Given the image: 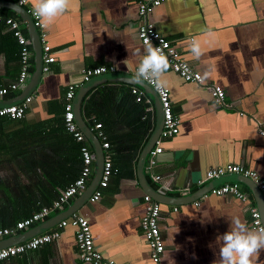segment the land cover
<instances>
[{
  "label": "crops",
  "instance_id": "obj_1",
  "mask_svg": "<svg viewBox=\"0 0 264 264\" xmlns=\"http://www.w3.org/2000/svg\"><path fill=\"white\" fill-rule=\"evenodd\" d=\"M12 3L20 5L17 0L0 2V15L19 21V29L29 40L33 53L28 25L22 14L9 7ZM30 6L32 0L23 6L28 13ZM137 7V0H70L65 13L44 29L46 43L55 56V61L48 65L49 71H42L36 88L26 93L34 71L33 58V71L29 69L25 84L16 90L9 89L0 98V106H6L30 97L24 116H0V228L12 229L9 235L0 237V247L22 243L35 234L60 232L56 242L0 260V264H89L77 256L75 228L58 226L70 217L64 210L81 193L31 226L15 229V225L78 177L82 144L94 156L89 183L93 179L98 144L92 136L91 142L79 125L84 135L82 141L66 130L64 93L69 84L81 86L87 82L81 79L83 67L113 66L114 72L100 75L132 76L143 54L137 35ZM23 14L28 19L25 11ZM150 19L201 76L205 69L210 72L200 83L184 81L170 67L164 74L173 112L180 121L179 131L164 140L156 164L151 169L145 166L148 182L158 190L151 173L160 174L167 188L159 192L177 198L160 206L162 259L165 264H213L219 259L218 237L229 230L228 216L239 215L252 228L250 208L254 207L264 222V198L254 180L244 176L238 177L247 182L234 180L235 175L214 181L205 179L209 168L228 163L242 165L264 179V134H260L264 130V0H166L153 10ZM193 39L204 49L199 60L189 50ZM137 48L141 49L139 56L133 54ZM19 71L18 42L2 22L0 87L14 82ZM210 84L223 88L225 104L214 101L207 89ZM146 85L143 88L128 80L114 79L92 86L90 90L113 87L100 104V121L87 118L81 103L82 120L101 147L95 124L102 122V130L111 139L113 164L121 171L112 173L98 200L88 199L73 213L87 218L95 245L105 258L119 264H154L140 229L145 213L143 196L147 193L139 180L137 164L132 176L121 174L125 170V155L137 149L139 136L146 131L139 128V104L126 100L128 87L142 90L143 96L151 100L152 110L146 116L154 118L156 124L154 95L158 96ZM113 138L118 141L113 143ZM128 142L133 149L126 147ZM232 181L238 183L245 200L209 193L215 184ZM253 259L254 264H264V251Z\"/></svg>",
  "mask_w": 264,
  "mask_h": 264
},
{
  "label": "built area",
  "instance_id": "obj_2",
  "mask_svg": "<svg viewBox=\"0 0 264 264\" xmlns=\"http://www.w3.org/2000/svg\"><path fill=\"white\" fill-rule=\"evenodd\" d=\"M165 1L166 0H137L138 38L143 45L144 40L147 39L153 46L159 47L168 56L170 69L177 73L184 81L200 83L202 82V80L199 78L201 77V74L182 58L181 52L178 50V48L175 47L170 39L158 31L154 22L150 19L153 10ZM17 2L18 4L24 6L29 3V0L27 3L22 2V0H17ZM29 13L34 25L40 30L39 36L42 43L43 60L42 71L47 72L49 71L48 65L55 61V56L52 54L51 46L46 43V32L44 31L45 28L41 26L40 20L33 14L32 6H30ZM2 22L8 26L9 30L12 32L19 44L20 71L16 80L9 84L8 87H0V98H3L8 93L9 89L16 90L19 88V86L25 84V81L29 75V69L31 68L33 62V53L29 48V40L19 29V21L12 17H2L0 15V23ZM114 71L115 68L113 66L108 67L101 65L96 67H83L80 69V75L83 81H88L95 75ZM148 85H150L155 90L153 85ZM78 87L79 83L69 84L67 90L64 93L63 119L66 130L71 132L77 140L82 141L84 139V135L77 127L73 110V100ZM207 89L216 103L225 104V91L221 86L210 84L207 85ZM131 91L133 94H135L136 101L143 102L147 106L146 113L152 110V107L150 106L151 100L143 96L142 90L133 87ZM156 93L162 106L163 126L158 139L155 141L154 146L151 148L147 156L145 166L149 169H151L156 164L159 155L163 152L162 144L164 140L171 138L178 133L180 122L178 116L173 112L169 89L167 88L163 95L157 91ZM29 100L30 97L27 96L21 103L0 106V116H7L11 119H17L24 116L25 110L27 108L26 102H29ZM95 128L98 129V136L102 139V147L105 149V152L103 155V169L99 184L89 198V200L92 202L100 198L101 189L107 186L113 173L112 155L107 150L109 147V141L107 140L105 132L102 130L101 123H96ZM260 134H264V130H260ZM80 152L82 156V167L78 177L69 186L60 189L59 195L53 201L52 206L42 207L39 211H36L24 220L17 222L15 229H23L31 226L34 222L39 221L47 216L51 210L62 209L70 198L75 197L77 194L82 193L86 189L88 180L92 174V161L94 156L85 145L81 146ZM226 175L244 176L254 180L264 198V179L261 178L257 172L242 165L228 163L222 166L209 168L205 172V179L214 181ZM151 179L158 183V191L167 188L166 183L163 182V178L160 174L151 173ZM209 193L214 195L230 194L240 198L241 200L246 199L245 194L239 189L238 183L235 181L224 182L218 185L215 184L210 188ZM204 196H206V194ZM143 200L145 202V213L140 219V229L149 246L150 259L154 264H165L162 259V254L164 252V242L159 226V221L161 219V203L148 194L143 196ZM195 204H198V201L195 202ZM174 210H176V208H174ZM250 212L251 227H264L260 212L254 207L250 208ZM66 225H72L75 228L77 256L81 262L89 264H119L112 259L105 258L102 252L95 245L87 218L79 215L78 213H72L68 219H63L58 223L60 228ZM11 232L12 229L8 227L0 228V237L9 235ZM59 235V230H53L51 232L34 235L26 241L16 245L0 247V260L23 253L29 249H35L42 244L54 243L58 239Z\"/></svg>",
  "mask_w": 264,
  "mask_h": 264
},
{
  "label": "clouds",
  "instance_id": "obj_3",
  "mask_svg": "<svg viewBox=\"0 0 264 264\" xmlns=\"http://www.w3.org/2000/svg\"><path fill=\"white\" fill-rule=\"evenodd\" d=\"M27 3L28 0H22ZM70 0H32L33 14L40 20L41 26L50 27L55 19L69 8ZM189 50L195 60L205 53L198 40L193 39ZM134 55H141V49H135ZM127 68L129 67L125 63ZM169 69L168 56L159 48L144 40L143 54L136 64L131 79L136 82H147L163 95L168 87L164 74ZM210 76L205 69L202 81ZM229 230L218 237L220 243L219 259L213 264H254V257L264 251V227L249 228L247 222L239 215L228 216Z\"/></svg>",
  "mask_w": 264,
  "mask_h": 264
},
{
  "label": "water",
  "instance_id": "obj_4",
  "mask_svg": "<svg viewBox=\"0 0 264 264\" xmlns=\"http://www.w3.org/2000/svg\"><path fill=\"white\" fill-rule=\"evenodd\" d=\"M6 1V0H0V2ZM12 3L9 7L13 10H15L17 13H20L23 15L24 21L28 25V32L31 36V41H32V49H33V58H34V71L31 75V79L29 80V83L27 85V91L26 93H31L37 86L41 74H42V66H43V60H42V43L40 40V32L39 29L34 25L33 20L31 18V15L26 11L25 7L21 5H16ZM27 13L28 19L25 18V15L23 14V11ZM114 79H122V80H128L130 82L136 83L143 88H145L147 85L146 82H136L130 78H123L115 75L111 76H105V75H97L94 79L92 78L91 80L87 81L86 83L82 84L79 86L78 90L75 93L74 96V119L77 122V125L82 129L84 135L88 137L89 139L91 136L96 140L98 144V148L96 149V170L93 176V179L89 183V185L86 187V189L81 193L79 197H77L73 203L66 209L64 210V213L71 215L73 212L78 210L80 206L83 205L85 201L89 199V197L92 195V193L95 191L97 188L101 175H102V169H103V155L104 151L101 147V144L95 134L90 130L83 122L82 116H81V103L86 95V93L91 89L92 86L97 85L99 83H103L107 80H114ZM151 87V86H150ZM156 93V91H155ZM157 94V93H156ZM158 96V95H157ZM155 107H156V124L154 127V130L151 134V136L148 138L147 142L145 143L143 149L141 150V153L139 155L138 161H137V173L139 180L144 187V190L148 195H150L152 198L155 200L159 201L160 203H171L177 201V198L172 197L170 195H167L165 193L159 192L156 190L147 180L146 175H145V164L147 161V156L151 148L154 146L155 141L158 139L159 134L162 130L163 126V114H162V106L159 101V98H157L155 95ZM3 102H8L7 100H3ZM8 105L10 104H15V103H7ZM92 142V140L90 139ZM234 180H239V181H244L247 182L243 177H233ZM249 179V178H248ZM261 194V192L259 191ZM264 223V222H263ZM36 235V234H35ZM33 236V235H32Z\"/></svg>",
  "mask_w": 264,
  "mask_h": 264
},
{
  "label": "trees",
  "instance_id": "obj_5",
  "mask_svg": "<svg viewBox=\"0 0 264 264\" xmlns=\"http://www.w3.org/2000/svg\"><path fill=\"white\" fill-rule=\"evenodd\" d=\"M31 71H33V67H31ZM112 88L113 87H111V86H101V88H96L94 90H90L84 96V98L82 100L84 113H85V116L87 118L91 119V121H95L96 122V121H100L101 120V118H100L101 113L99 111V107H101L100 104H102V102L104 101V94H107V96H108V94L111 92ZM126 96H127L126 100H130V101H133L136 104H139V126H140L139 128H144L146 130V131L143 132V136L142 135L139 136V144L137 146V149L134 150V152L132 154L125 155V158H126L125 166H124L125 170H124V172H121V174L122 175H126V176H132L134 174V172H135L134 168L136 167V164H137L139 155L141 153V150L143 149L145 143L147 142L148 138L150 137L151 133L154 130L155 119L150 117V115L145 116V115H147L146 110H145V105L142 102H140V101L139 102L135 101V95L131 93V87H128V89L126 90ZM63 114H64V107H63ZM143 115H144V118L141 119L143 117ZM101 125H103L102 122H101ZM102 128H104V127L102 126ZM104 131L106 133V130H104ZM106 137H107L108 141H110V143H111L110 137L109 138H108V136H106ZM116 141H118V140L116 138L115 139L113 138L112 142L114 143ZM110 143H109V147H108L107 150L112 155V159H113L114 158L113 157V150L109 149L110 148ZM126 147H128L129 149H133V147L130 145V143ZM80 148H81V146L79 147V149ZM130 152L131 151H128L127 153H130ZM79 153H80V158H81V162H82V156H81L80 150H79ZM120 171H121L120 167H116L113 164V172H120ZM79 174H80V172H79ZM89 181H90V178L88 180L87 186L89 184ZM66 187H63V188H66ZM59 191L58 190L55 191L56 194H54V196L49 197L48 201L46 203H44V204L41 203V206L42 207H50V206H52L53 201L59 195ZM39 210H37V211H39Z\"/></svg>",
  "mask_w": 264,
  "mask_h": 264
}]
</instances>
